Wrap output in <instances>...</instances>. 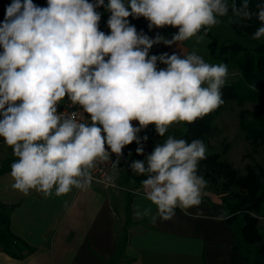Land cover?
<instances>
[{"label":"clouds","instance_id":"9594fccd","mask_svg":"<svg viewBox=\"0 0 264 264\" xmlns=\"http://www.w3.org/2000/svg\"><path fill=\"white\" fill-rule=\"evenodd\" d=\"M100 8L110 14L108 32L100 28ZM229 8V0H47L46 6L11 0L0 21V139L16 157L12 188L45 198L87 191L96 161L112 153L119 158L134 141L139 145L141 129L154 125L163 137L174 124H192L220 107L227 64L209 63L195 52L181 57L149 51L160 42L171 45L207 33ZM231 11L253 16L249 0L240 6L232 0ZM255 16L261 26L252 38L261 40L264 3ZM129 17L144 18L150 30L178 32L172 40L153 39L138 32ZM65 97L82 113L58 112ZM136 152L143 155V147ZM206 153L202 140L169 135L146 159L132 162L131 170L147 177L141 185L156 206L153 223L172 220L177 209L192 215L195 208L199 214L207 181L198 166ZM113 179L109 175L105 183ZM150 214V208L134 211L137 219Z\"/></svg>","mask_w":264,"mask_h":264},{"label":"crops","instance_id":"0c3cea01","mask_svg":"<svg viewBox=\"0 0 264 264\" xmlns=\"http://www.w3.org/2000/svg\"><path fill=\"white\" fill-rule=\"evenodd\" d=\"M143 19L129 17L142 34ZM184 42L167 45L166 53H190ZM12 157L0 139V167ZM10 172L0 175V204L13 207L11 231L33 252L14 258L0 244V264H247L242 217L227 221L225 195L209 182L199 214L195 208L189 210L192 215L177 209L172 220L153 223L156 206L145 198L142 185L132 196L92 185L87 191L45 198L36 191L25 195L14 190ZM137 206L150 208V216L137 219Z\"/></svg>","mask_w":264,"mask_h":264},{"label":"trees","instance_id":"16d2710c","mask_svg":"<svg viewBox=\"0 0 264 264\" xmlns=\"http://www.w3.org/2000/svg\"><path fill=\"white\" fill-rule=\"evenodd\" d=\"M0 1L4 2L0 3V21H3L6 4L10 0ZM241 2L242 0H235L237 6H240ZM231 3L232 0H229V14L224 18L237 35L252 38L254 32L261 26V22L256 18L255 13L258 11V6L264 3V0H249V9L253 13L250 19L233 15ZM100 28L107 32L102 25H100ZM201 34L210 38L208 48L211 56L218 62L227 64L228 69H237L241 77L236 83L222 86L221 93L224 103L220 107L203 118L197 119L192 124L185 123L187 129L182 138L188 142L199 139L206 143L208 136L213 132L211 124L215 115L220 113L228 102L235 101L239 105H243L244 102L252 101L258 103L257 109L253 111L241 110L239 124L248 141L252 142L254 146L264 147V37L261 38L263 39L261 44L255 49H251L244 42L238 40L220 41L218 35L213 33L212 30L207 33L202 30ZM149 126L150 131L145 132L143 136H146L147 140L145 141L142 138L139 144L144 149L143 155L137 154V148L135 151H131L130 148L127 150L128 154L131 153L126 166L129 176L134 173L130 167L132 162L138 159L144 160L147 157L145 156V145L151 139L152 132L155 130L154 125ZM15 159L16 157L9 158L2 164L0 175L11 170V165ZM221 159L222 155L220 153H206V159L199 163L198 172L203 177L212 180L213 183L220 184L223 190H239L238 193L233 195L235 202L229 203V205L225 202L226 215L229 216L227 221L231 223L242 216L244 225L241 234L244 243L247 245L258 244L259 247L257 250L259 258L254 259L252 264H264L261 260V257L264 256V239L258 226L259 218L255 215L264 209V166L249 165L246 168V174L241 175L229 162ZM146 178V176L136 178V186H141V181ZM124 181L129 182L126 175ZM129 195L132 196V193H129ZM12 211V206L0 204V244L10 256L24 258L32 253L33 249L11 231L10 215ZM244 258L247 264L251 263L248 256Z\"/></svg>","mask_w":264,"mask_h":264},{"label":"rangeland","instance_id":"374dc122","mask_svg":"<svg viewBox=\"0 0 264 264\" xmlns=\"http://www.w3.org/2000/svg\"><path fill=\"white\" fill-rule=\"evenodd\" d=\"M47 0H36L34 3L41 6H46ZM0 3H4L1 2ZM11 0L7 2L6 5H9ZM4 5V4H3ZM102 13L100 25H102L107 32L109 31L107 27V19L109 13H106L103 8L98 9ZM220 23L214 26L211 30L213 33L218 35L220 41H233L238 40L244 42L249 48L255 49L259 44H261L263 39L254 40L250 37L244 35H237L234 30L230 27L227 20L224 17L219 18ZM144 20V31L143 33L150 38H156L157 36H163L167 40H172L173 36L178 32L177 28L165 27L162 29H149L148 21ZM140 22V21H139ZM210 43V38L203 34H198V37H193L190 40L185 41L183 44L186 48L191 52H195L198 55H201L205 61L213 64H220L217 60H215L209 51L208 45ZM157 44L153 45V49L151 48L149 51V55H160L162 53H166L167 45L163 42L158 43V49L156 50ZM170 45H168L169 47ZM155 49V50H154ZM155 51V52H153ZM189 53H185L180 55L181 57L186 56ZM158 67H164L163 64L158 63ZM240 72L237 69H229V74L226 79V84L236 83L240 80ZM258 107V103L247 101L244 102L243 105H239L238 102L230 101L225 105V108L221 110L220 113L215 115V118L212 122L213 132L210 136H208L206 140L207 154L220 153L222 155L221 160H225L229 162L241 175L246 174L247 166L251 165H261L264 166V147L263 146H254V144L248 141L245 138V134L242 131L239 124V114L241 110L253 111ZM150 129V126L141 129L138 133V137L142 140L145 132L147 133ZM185 123L182 124H174L171 126L167 133L163 137L159 136L156 130H153L151 139L146 143L145 149L147 156L150 152L154 150V147L157 144H162L164 140L169 135H173L175 138H182L184 133L186 132ZM139 145L134 141L131 145H128V148L131 151H135V149ZM131 153H127L125 156L119 158V163L116 164L113 169L114 175L119 179V183L126 187L128 190H134L137 187L136 178L140 177L133 173L132 176H129L127 173V164L129 162ZM125 175L129 178V182L124 181ZM205 178V177H204ZM207 182L211 183L214 186V189L217 192L224 194V199L228 205L229 203L235 202V197L233 196L235 193H238V189H234L232 191L223 190L221 185L218 183H213L212 180L205 178ZM210 186V187H212ZM213 188V187H212ZM124 193H129V191L124 190L121 191ZM132 193V192H130ZM259 218V230L264 239V209L259 213L255 214ZM242 217V216H239ZM243 224V219L241 220ZM240 222V223H241ZM244 247L246 248V256L250 259V264L254 261V259L259 258L257 254L258 244L247 245L244 243ZM261 260L264 262V256L261 257Z\"/></svg>","mask_w":264,"mask_h":264},{"label":"built area","instance_id":"2783aa9c","mask_svg":"<svg viewBox=\"0 0 264 264\" xmlns=\"http://www.w3.org/2000/svg\"><path fill=\"white\" fill-rule=\"evenodd\" d=\"M73 111L82 113L83 110L80 108L79 105H72L71 101L68 100L67 97H65V100L58 105V112H64L67 114ZM84 115L86 117L87 114H84ZM106 148H107V145H106ZM127 150H128V146H125V148L122 150V155L119 158H121L122 156H125L127 154ZM119 158L116 156V154L112 153L110 154V159L107 161L97 160L95 163V167L89 170L91 171L94 177L92 185L100 186L105 190H113V191L127 190L129 191V193L130 192L134 193L135 190L133 191L128 190L126 187L121 185L119 183V179L113 173V169H114L113 163L117 161V159ZM109 175H111L114 178L112 184L105 183V179Z\"/></svg>","mask_w":264,"mask_h":264}]
</instances>
